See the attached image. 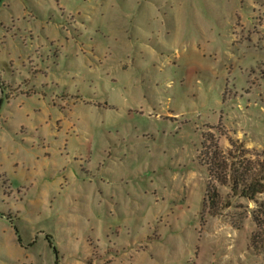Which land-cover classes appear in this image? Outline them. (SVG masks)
<instances>
[{
    "label": "rangeland",
    "instance_id": "obj_1",
    "mask_svg": "<svg viewBox=\"0 0 264 264\" xmlns=\"http://www.w3.org/2000/svg\"><path fill=\"white\" fill-rule=\"evenodd\" d=\"M209 134L264 159V0H0V264H264Z\"/></svg>",
    "mask_w": 264,
    "mask_h": 264
},
{
    "label": "trees",
    "instance_id": "obj_2",
    "mask_svg": "<svg viewBox=\"0 0 264 264\" xmlns=\"http://www.w3.org/2000/svg\"><path fill=\"white\" fill-rule=\"evenodd\" d=\"M203 144V162L208 170L205 206L210 213L217 214L231 205V200H224L218 185H229V195L242 196L255 202L252 210L256 228L251 234V243L257 250H264V159L254 155L242 142L231 139L227 151L220 148L212 134ZM50 246L56 248L50 235H46Z\"/></svg>",
    "mask_w": 264,
    "mask_h": 264
}]
</instances>
